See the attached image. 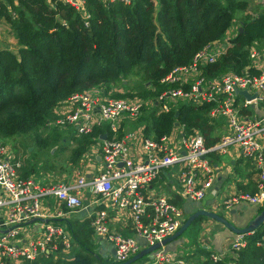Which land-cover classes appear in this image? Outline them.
Instances as JSON below:
<instances>
[{"label": "trees", "instance_id": "16d2710c", "mask_svg": "<svg viewBox=\"0 0 264 264\" xmlns=\"http://www.w3.org/2000/svg\"><path fill=\"white\" fill-rule=\"evenodd\" d=\"M253 1L261 0H86L87 18L58 0L2 1L0 21L9 24L18 49H0V141L29 136L40 148L63 150L69 143L65 126L49 123L59 118L56 108L71 95L90 90L114 98L156 99L175 87L161 80L175 67L192 63L211 43L224 41L227 48L214 63L203 66L208 80L230 71L259 74L251 50L264 54V6L251 12ZM214 105L180 100L169 112L158 114L150 104L137 119L122 121L119 137L141 127L145 137L160 140L183 126L186 134L199 132L212 146L221 139L223 125L222 119L210 116ZM109 131L103 124L89 134H73L69 164L76 167L91 145ZM165 179L162 173L158 182ZM239 187L256 191L241 183ZM173 202L184 204L179 197ZM67 224L74 254L63 258L60 247V257H42L35 264L116 263L101 253L90 218H67ZM244 238L246 246L220 260L215 261L206 248L182 259L184 264H264V224Z\"/></svg>", "mask_w": 264, "mask_h": 264}, {"label": "built area", "instance_id": "2783aa9c", "mask_svg": "<svg viewBox=\"0 0 264 264\" xmlns=\"http://www.w3.org/2000/svg\"><path fill=\"white\" fill-rule=\"evenodd\" d=\"M58 1L88 17L86 0ZM99 1L130 3L132 0ZM226 48L227 42L211 43L196 54L192 63L172 69L161 83L175 87L156 99L114 98L88 90L74 93L59 106L69 109L60 113L55 110L59 118L49 126L74 127L79 136L103 124L110 127L112 136L104 139L97 150L103 159V169L95 174L79 173L72 181L39 182L22 175L24 162L12 147L0 141V264H35L42 257H56L60 247H63L61 252L70 253L71 232L55 222L65 214L59 206L70 210L85 206L84 192L101 197L105 205V209L90 216L95 237L113 246L116 263L129 260L141 249L174 235L186 220L185 209L166 193L150 192L152 183L162 173L172 171L177 177L178 195L188 201H203L213 190L216 179L211 154H228L232 147H237L250 161L257 175V187L255 192L240 190L228 195L222 201L223 208L231 210L243 204L264 207V113L260 117H249L242 112L254 106L264 112V70L259 74L230 71L208 80L203 75V66L214 63ZM251 58L257 68L264 54L253 48ZM239 91H247L251 96L256 94V97L248 99L238 94ZM180 100L197 105L214 102L210 116L224 119L227 133L212 146L207 145L199 132L186 134L183 126L177 128L183 133L173 130L160 140L145 137L141 127L119 137L121 123L126 117L137 119L142 109L150 104L156 106L158 114L169 112ZM112 211L127 213L135 237L112 229ZM245 235H237L232 244L234 249L246 246ZM136 236L143 238L145 245H141ZM178 256L175 251L162 247L153 253L155 261L143 264H184ZM222 257L212 255L215 261Z\"/></svg>", "mask_w": 264, "mask_h": 264}, {"label": "crops", "instance_id": "0c3cea01", "mask_svg": "<svg viewBox=\"0 0 264 264\" xmlns=\"http://www.w3.org/2000/svg\"><path fill=\"white\" fill-rule=\"evenodd\" d=\"M254 2H258V1H253ZM263 4L264 2H259L258 4ZM253 62V60H252ZM257 69L259 70H264V60H262L261 62H259L257 65ZM256 68V67H255ZM61 107V106H60ZM57 107L56 111H58V113L62 112L63 110H65L66 108L69 109L68 107L61 108ZM243 114H245L246 116H253V117H260L263 115V110L260 107H252L251 109H244ZM131 120H133L132 118H130ZM222 129H220V131L222 132V136L225 135L227 133V122L222 119ZM64 128V130L67 129H71L75 132V136L80 137L77 133H76V129L74 127H62ZM178 127H175L174 131L177 134H181L183 133V131H179L180 129H177ZM131 131V130H129ZM125 133L128 131H124ZM112 134V133H111ZM110 131L106 132L105 134L101 135L100 140L96 141L95 143H93L91 145V147L89 148L88 152H86V154L84 155V157L82 158V160L79 162V164L74 167L73 171L74 174L72 176L77 177V175L79 173H85L88 176L95 174L98 170L103 169V159L102 157L97 153L98 147L103 143L104 139L109 138L110 136ZM112 136V135H111ZM72 137V135H70V138ZM68 142H71V144H74V142L72 141V139H68ZM75 145V144H74ZM229 159V162H227L226 160H223V156H226ZM211 159L214 163V167L216 169V179L214 181V185H213V190L208 194V196L200 202H193V201H188L186 199H184L183 197H181L180 195H178L177 193V177L176 175L172 172V171H166L164 172L166 179L159 183V178H161L162 174L160 175V177L158 178L157 181H155L154 183H152L151 187H150V192H164L166 193L169 198L173 201V198H180L182 199V202L184 203V200L188 201L190 205L189 208H184V204H179L181 205L184 209L186 210H191L193 208V210L190 213L194 212V208H204L207 209L205 206L206 205H211L212 203L217 204V202H219L218 200L220 199V201H223L224 198H226L228 195L234 194L238 191H240V187H239V183L243 184L246 188L245 189H252V188H256L257 187V175L255 174V172H253L252 170V166L250 161H247L244 156H242L239 153V149L237 147H232L230 148L228 154H224V155H218V154H211ZM25 164V163H24ZM69 164V162H68ZM71 165V164H70ZM240 167V168H239ZM22 175L25 177H32V173L29 170V168L27 167V165L25 164L22 171H21ZM65 175V174H64ZM72 177V178H74ZM71 179L68 178H64L63 179H58L56 181H70ZM247 191H251V190H247ZM83 196V201H84V207L78 210H70V211H66L64 209L63 206H59V208L61 210L64 211V216L57 219V222H66L67 223V218L69 219H78V220H82L85 218H90V216L92 214H94L96 211L98 210H102L105 209V205L102 203L101 201V197H96L93 195H89L86 192H84V194H82ZM101 206V207H100ZM240 207H243L244 210H242L243 213L250 215L249 213L253 214V213H258L260 211V209L262 207L259 206L258 208L255 209H249V207H247L246 205H238L235 208L231 209L230 211L236 209L238 211H240ZM247 208V209H246ZM210 211H214L212 209H207ZM249 210V211H248ZM215 212V211H214ZM238 213H236L235 215H237ZM110 225L112 227V229L114 230H120L122 231L124 234L126 235H131L135 237V232L132 230L131 228V223L128 219V215L125 212H115L112 211L110 213ZM213 228V227H212ZM213 230V229H212ZM236 235V234H234ZM234 235L232 237H230V239L235 240L236 236L234 237ZM220 237V238H219ZM138 242L141 245H145V241L143 240V238L141 237H137ZM96 241L101 245V253L103 255H105L106 257H108L110 259L111 256L115 257L114 253H113V246L105 239L102 238H98L95 237ZM219 240V241H218ZM222 243H221V241ZM225 241H227L226 237L224 238L223 235H220L218 237H216V239H214V244L215 246L211 249L214 252H222L224 251V247L225 246ZM224 243V244H223ZM177 243L176 240L170 244H168L167 246H165L166 250L168 251H175L179 256V258H183V253L181 251L177 250ZM61 254H63V258H68L67 256L71 257L68 254H65L63 252H60ZM55 257V256H54ZM60 257V254L57 253L56 254V258ZM153 258V255L151 256ZM184 260V259H183Z\"/></svg>", "mask_w": 264, "mask_h": 264}, {"label": "rangeland", "instance_id": "374dc122", "mask_svg": "<svg viewBox=\"0 0 264 264\" xmlns=\"http://www.w3.org/2000/svg\"><path fill=\"white\" fill-rule=\"evenodd\" d=\"M5 0H0V3ZM259 2H252L251 6L249 8V11L251 12H257L258 10L262 9L264 6L262 3L258 4ZM1 48H9L13 50H17L18 46L16 44V40L12 35V30L9 26V24L6 23L4 19L0 21V49ZM134 79H132L131 84H134ZM117 89H124L121 86H117ZM138 96V95H137ZM141 97V96H138ZM142 98V97H141ZM150 109L151 106H145L144 109ZM145 109V110H146ZM143 114V109L141 113ZM138 116V117H139ZM133 130V129H132ZM64 135L70 139V135L75 134V132L71 129H67V131H63ZM10 147H12V151L17 155L18 158L23 161L31 173L33 174L32 177L38 180L39 182L43 183H49L53 179L56 181L58 179L68 178L73 180L72 176L74 174V167L68 164V158L69 155L72 152V149L74 147V144H71V142L67 143L65 149H61L59 146L58 148L55 147L51 152L47 148H40L37 146V144L32 140L29 136H17L15 138L9 139L7 143ZM223 160H226L229 162V159L226 156H223ZM240 168V167H239ZM65 174V175H64ZM221 199V198H220ZM218 200L217 204L212 203L211 205H206L205 207L207 209H212L215 212L219 213L222 216H225L230 222H232L234 225L242 227L246 226L248 221V217L244 215L242 212L243 207H240V211H238V214H232L230 210H226L222 206V201ZM189 202L184 200V208H189L190 205H188ZM249 207V209H255L258 208V205H246ZM185 209V218L187 219L191 215V210ZM204 209V208H199ZM198 208H194V212L199 210ZM206 209V210H207ZM249 211V210H248ZM260 211L257 213H249L250 217H254L257 214H259ZM56 224H60L64 228H68V224L66 222H55ZM213 227V228H212ZM213 229V230H212ZM223 235V237L227 239L225 241L224 251L222 252H214L211 250L215 245L214 239L216 237ZM234 233H232L230 230H228L223 224L217 222L214 219L202 216L199 217L197 220H195L185 231L184 233L176 240L177 243V250L181 251L183 255L185 254H191L195 251H199L201 248H206L210 250L214 255H222L223 257H227L229 255H232L234 253V248L232 246L234 240L230 239ZM236 236V237H235ZM235 238H237V235H234ZM220 238V237H219ZM219 241V240H218ZM221 241V240H220ZM222 243V241H221ZM75 246L72 244V247L70 249L69 255L71 256L74 254ZM69 257V256H67ZM222 257V258H223ZM110 260L116 262L115 257L111 256ZM147 261H155L154 258L151 257H145L143 262Z\"/></svg>", "mask_w": 264, "mask_h": 264}, {"label": "water", "instance_id": "95a60500", "mask_svg": "<svg viewBox=\"0 0 264 264\" xmlns=\"http://www.w3.org/2000/svg\"><path fill=\"white\" fill-rule=\"evenodd\" d=\"M242 30L243 29L241 28V31ZM238 94H242V95L246 96L248 99H253L256 97V94L251 96L248 94L247 91H239ZM176 125L178 126V123ZM231 213L236 214V213H238V210L234 209L231 211ZM244 215L246 217H248V219H250V220L248 221L246 226L239 227V226L234 225L232 222H230L225 216H222L217 212L206 210V209H199V210L191 213V215L185 220V222L183 223L181 228L174 235L164 239L162 243L158 242L154 245L143 248L136 255L131 257L129 260L122 262V263H115V264H133L137 261L142 260L146 256L154 253L156 250H158L162 247H165L168 244L177 240L195 220H197L199 217H202V216L216 220L217 222L223 224L232 233L239 235V236H243L247 233H251V232L255 231L256 229H258L261 225L264 224V207H263L262 211L254 217H252V216L250 217V215L245 214V213H244ZM113 253H114V255H116L115 249L113 250Z\"/></svg>", "mask_w": 264, "mask_h": 264}]
</instances>
